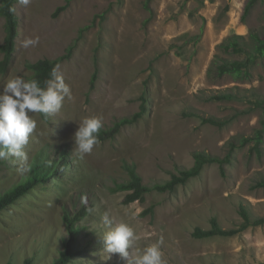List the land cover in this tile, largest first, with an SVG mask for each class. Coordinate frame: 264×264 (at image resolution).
<instances>
[{"label":"rangeland","instance_id":"374dc122","mask_svg":"<svg viewBox=\"0 0 264 264\" xmlns=\"http://www.w3.org/2000/svg\"><path fill=\"white\" fill-rule=\"evenodd\" d=\"M145 1L31 0L27 7L16 3L19 34L5 71L0 51V91L10 78L28 80L27 62L63 56L80 32L82 37L59 64L71 98L50 114V122L40 113L30 114L37 127L25 149L28 170L5 158L0 194L30 174L43 150L50 158L64 151L70 166L0 213V264H24L27 257L33 258L32 264L52 263L68 236L65 210L81 207L87 208L78 223L85 228L81 244L86 249L71 264H127L120 254L103 250L106 213L130 223L140 236L130 259L162 237L166 264H264V224L233 236L194 235L197 228L211 229L213 219L224 229L239 228L244 222L242 205L252 220L264 217V187L256 186L264 180V141L261 156L254 142L236 147L224 173L217 163L205 165L173 192L151 191L144 201L126 203L127 191L111 190L129 178L127 165H136L144 184L162 182L179 167H193L194 152L224 157L233 140L261 128L263 110L255 99L264 97V57L252 61L250 77H217L216 66L222 59L246 60L255 46L252 35L264 38V0L244 18L248 0H152L153 13ZM61 6L65 9L57 13ZM233 34L244 36L240 42L246 53L220 47ZM35 36L39 44L24 47L25 39ZM5 37L0 15V45ZM217 91L233 92L240 99L210 100ZM142 96L146 112L139 120L100 140L83 159L72 153L74 133L84 118L99 116L101 129H109L138 112ZM203 115L228 121L223 126L203 123Z\"/></svg>","mask_w":264,"mask_h":264},{"label":"trees","instance_id":"16d2710c","mask_svg":"<svg viewBox=\"0 0 264 264\" xmlns=\"http://www.w3.org/2000/svg\"><path fill=\"white\" fill-rule=\"evenodd\" d=\"M67 4L71 0H66ZM152 0L145 1V7L153 13L151 7ZM258 0H248L243 18L249 13L250 9L255 5ZM18 0H1L0 1V15L5 19V30L6 37L3 44L0 45V51L3 52L4 58L1 62V68L5 71L10 64L13 54L16 49V38L19 34V20L16 13V3ZM65 9V6L58 8L57 13ZM225 9H229L226 6ZM89 27V26H88ZM85 28V27H84ZM83 28L81 29V31ZM82 34L80 32L76 40L68 47V51L63 56L58 58H43L35 62H27V68L31 71L28 79L39 80L41 86L44 85L45 80L50 78V73L55 65H59L62 60L69 58L72 55V51L76 46L77 42L81 39ZM252 37L255 40V46L252 52L248 55L247 59L244 61L240 60H226L222 59L221 63L216 66V76L222 77L227 73L234 74L236 76L250 77L249 72L250 65L252 61L257 57H264V38L259 35L253 34ZM244 36L239 34H233L223 42L220 47L226 52L231 53H246L247 49L242 46L240 39ZM219 57V56H218ZM97 69L94 72L91 87L93 88L94 83L97 79ZM210 100H233L240 99L238 95L233 92L217 91L213 92L209 96ZM255 106L261 108L263 111L261 122V128L257 129L255 134L248 137H242L238 142H231V148L224 157L213 156L206 152H194L195 164L191 168L179 167L177 168V173H172L171 178L165 181L155 182L151 185L144 184L142 176L137 171L136 165H127L126 170L129 178L122 182H117L115 186L111 187L113 191H127L126 203H131L136 200L144 201L145 195L151 191L158 192H173L179 185L186 184L191 178L198 176L205 165L217 163L220 165L222 173H224V167L226 164L231 162L232 153L236 147H242L250 142H254L253 149L257 152L258 156L262 155V144L264 141V97L258 96L255 99ZM146 112V98L142 96V103L140 105V110L131 116H126L118 120L115 125L109 129H101L99 132V140H104L106 137H113L116 132H118L123 126L131 125L139 120L143 114ZM41 118L50 122V114L45 115L40 113ZM203 123H210L212 125L223 126L227 123V119H217L212 116H200ZM66 153L64 151L60 152L57 157L50 158V153L46 150L39 152L34 159L31 172L25 179L20 183L15 185L9 190L4 191L0 194V213L9 205L14 203L20 197L26 195L29 191L33 190L37 185L47 183L54 177H60V172L67 169L69 162L66 158ZM5 164V159H0V169L1 166ZM8 166V165H7ZM70 166V165H69ZM257 187H264V180L259 181L256 184ZM153 208L148 211L152 212ZM241 215L244 219L242 225L237 229H224L222 228L216 219H213V226L209 230H204L202 228H197L194 232L196 237H211L215 235L220 236H233L239 232L244 231L250 226H258L264 224V217L251 219L246 207L243 205L240 209ZM87 214V208L81 207L77 211L71 212L70 210H65L63 214V221L68 233L62 241L63 247L59 251V255L50 264H71L72 261L85 253V247L81 244L83 238V231L85 228L78 225V223ZM33 258L27 257L24 260V264H32Z\"/></svg>","mask_w":264,"mask_h":264},{"label":"clouds","instance_id":"9594fccd","mask_svg":"<svg viewBox=\"0 0 264 264\" xmlns=\"http://www.w3.org/2000/svg\"><path fill=\"white\" fill-rule=\"evenodd\" d=\"M27 7L31 0H19ZM24 47L39 44V37L25 39ZM55 65L50 78L41 86L37 79H24L21 76L8 79L0 91V159L12 158L21 165V170H28V154L26 146L30 134L37 127L31 113L54 114L61 110L65 98H71V88L65 82L63 74ZM103 127V119L99 116L84 118L74 133L72 153L79 159L90 154L94 146L100 143L99 132ZM106 227L103 235L104 251L120 254L127 264H166L161 248L163 238L158 242L143 247L139 256L130 259L140 236L132 225L126 221L117 222L109 214L102 217Z\"/></svg>","mask_w":264,"mask_h":264}]
</instances>
